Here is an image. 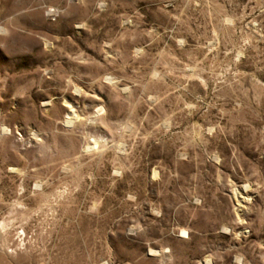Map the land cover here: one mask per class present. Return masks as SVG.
<instances>
[{"label":"rangeland","instance_id":"obj_1","mask_svg":"<svg viewBox=\"0 0 264 264\" xmlns=\"http://www.w3.org/2000/svg\"><path fill=\"white\" fill-rule=\"evenodd\" d=\"M0 264H264V0H0Z\"/></svg>","mask_w":264,"mask_h":264}]
</instances>
